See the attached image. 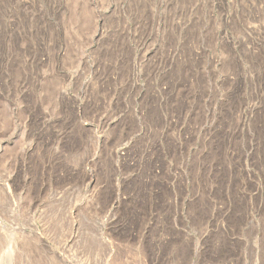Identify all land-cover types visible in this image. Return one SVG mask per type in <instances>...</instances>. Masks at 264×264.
<instances>
[{"label":"rangeland","instance_id":"374dc122","mask_svg":"<svg viewBox=\"0 0 264 264\" xmlns=\"http://www.w3.org/2000/svg\"><path fill=\"white\" fill-rule=\"evenodd\" d=\"M0 33V264H264V0H0Z\"/></svg>","mask_w":264,"mask_h":264},{"label":"bare ground","instance_id":"6f19581e","mask_svg":"<svg viewBox=\"0 0 264 264\" xmlns=\"http://www.w3.org/2000/svg\"><path fill=\"white\" fill-rule=\"evenodd\" d=\"M258 24V23H257ZM259 24H260V22H259ZM256 25V24H255ZM247 27V26H246ZM261 28V27H260ZM4 29V28H3ZM254 29V28H253ZM250 30H252V29H250ZM261 30V29H260ZM100 32H102V31H100ZM1 34V33H0ZM99 35H101V34H99ZM2 37V36H1ZM40 37H42V36H40ZM43 38V37H42ZM4 39V38H3ZM48 39V38H47ZM40 40H41V38H40ZM49 40V39H48ZM39 42V41H38ZM48 42V41H47ZM1 43V42H0ZM3 43V42H2ZM1 43V44H2ZM44 44V43H43ZM49 44V43H48ZM40 45V44H39ZM40 47V46H39ZM44 47V46H43ZM42 48V47H41ZM41 48H39L40 50H41ZM1 50V49H0ZM43 50V49H42ZM9 52V51H8ZM13 52V51H12ZM10 53V52H9ZM166 54H168L167 52H166ZM173 54V53H172ZM11 55V54H10ZM148 56V55H147ZM162 56V55H161ZM168 56V55H167ZM176 56V55H175ZM5 57V56H4ZM162 58V57H161ZM172 58V57H171ZM176 58V57H175ZM150 59V58H149ZM167 59V58H166ZM215 59V58H214ZM8 60V59H7ZM10 60V59H9ZM168 60V59H167ZM163 61V60H162ZM11 62V61H10ZM152 62H153V60H152ZM172 62V61H171ZM170 62V63H171ZM5 64V63H4ZM11 64H12V62H11ZM165 64V63H164ZM236 66V65H235ZM234 66V67H235ZM239 67V66H238ZM13 68V67H12ZM159 68V67H158ZM163 68V67H162ZM7 71V70H6ZM191 71V70H190ZM166 72V71H165ZM2 73V72H1ZM3 73H5V72H3ZM79 73V72H78ZM202 73V72H201ZM206 73V72H205ZM7 74V73H6ZM259 74V73H258ZM2 75V74H1ZM0 75V76H1ZM67 75V74H66ZM79 75V74H78ZM81 75V74H80ZM185 75V74H184ZM241 75V74H240ZM244 75V74H243ZM147 76V75H146ZM152 76V75H151ZM205 76V75H204ZM230 76V75H229ZM8 77V76H7ZM241 77V76H240ZM249 77V76H248ZM5 78V77H4ZM155 78V77H154ZM232 78V77H231ZM237 78V77H236ZM166 79V78H165ZM181 79V78H180ZM184 79V78H183ZM188 79V78H187ZM227 79H229V78H227ZM63 80V79H62ZM186 80V79H185ZM9 81V80H8ZM28 81V80H27ZM226 81V80H225ZM5 82V81H4ZM128 82V81H127ZM163 82V81H162ZM171 82V81H170ZM178 82V81H177ZM184 82V81H183ZM236 82V81H235ZM27 83V82H26ZM132 83V82H131ZM180 83V82H179ZM60 84V83H59ZM58 84V85H59ZM84 84H86V83H84ZM83 84V85H84ZM1 85V84H0ZM235 85V84H234ZM119 86V85H118ZM125 86V85H124ZM128 86V85H127ZM178 86V85H177ZM186 86V85H185ZM55 87V86H54ZM62 87V86H61ZM164 87V86H163ZM182 87H183V85H182ZM238 87V86H237ZM24 88V87H23ZM115 88V87H114ZM113 88V89H114ZM125 88V87H124ZM172 88V87H171ZM58 89V88H57ZM88 89H89V87H88ZM162 89V88H161ZM165 89H167V88H165ZM184 89V88H183ZM62 90H64V89H62ZM127 90V89H126ZM204 90V89H203ZM206 90V89H205ZM233 90V89H232ZM66 91V90H65ZM125 91V90H124ZM164 91V90H163ZM167 91H169V90H167ZM182 91V90H181ZM192 91V90H191ZM62 92V91H61ZM68 92V91H67ZM117 92H119V91H117ZM180 92V91H179ZM235 92V91H234ZM27 93V92H26ZM84 93V92H83ZM90 93V92H89ZM88 93V94H89ZM164 93V92H163ZM182 93H184V92H182ZM189 93V92H188ZM198 93V92H197ZM204 93H206V92H204ZM179 94V93H178ZM225 94V93H224ZM92 95V94H91ZM180 95V94H179ZM204 95V94H203ZM238 95V94H237ZM264 95V94H263ZM262 95V96H263ZM25 96V95H24ZM57 96V95H56ZM64 96V95H63ZM88 96V95H87ZM125 96V95H124ZM184 96H185V93H184ZM206 96V95H205ZM231 96V95H230ZM94 97V96H93ZM92 97V98H93ZM199 97V96H198ZM183 98V97H182ZM253 98V97H252ZM88 99V98H87ZM178 99V98H177ZM197 99V98H196ZM210 99V98H209ZM86 100V99H85ZM94 101V100H93ZM97 101V100H96ZM117 101V100H116ZM180 101V100H179ZM181 101H182V99H181ZM201 101V100H200ZM236 101V100H235ZM238 102V101H237ZM236 102V103H237ZM245 102V101H244ZM252 102V101H251ZM101 103V102H100ZM122 103V102H121ZM176 103V102H175ZM188 103V102H187ZM220 103V102H219ZM93 104H95V102L93 103ZM244 104V103H243ZM37 105V104H36ZM49 105V104H48ZM99 105V104H98ZM118 105H119V103H118ZM194 105V104H193ZM90 106V105H89ZM94 106V105H93ZM117 106V105H116ZM201 106H202V104H201ZM255 106V105H254ZM28 107V106H27ZM55 107V106H54ZM53 107V108H54ZM63 107V106H62ZM92 107V106H91ZM90 107V108H91ZM178 107V106H177ZM186 107H188V106H186ZM208 107H209V105H208ZM82 108H84V107H82ZM185 108V107H184ZM197 108V107H196ZM256 108H258V107H256ZM260 108V107H259ZM30 109V108H29ZM98 109H99V107H98ZM172 109V108H171ZM186 109V108H185ZM204 109V108H203ZM236 110V109H235ZM40 111V110H39ZM128 110H126V112H127ZM191 111V110H190ZM234 111V110H233ZM55 112V111H54ZM69 112V111H68ZM250 112V111H249ZM37 113V112H36ZM58 113V112H57ZM179 113V112H178ZM234 113V112H233ZM59 114V113H58ZM70 114V113H69ZM196 114V113H195ZM35 115V114H34ZM192 115V114H191ZM228 115V114H227ZM38 116V115H37ZM52 116V115H51ZM239 116V115H238ZM30 117V116H29ZM54 117H57V116H54ZM84 117H86V116H84ZM170 117V116H169ZM192 117H194V116H192ZM223 117V116H222ZM231 117V116H230ZM43 118V117H42ZM65 118V117H64ZM71 118V117H70ZM74 118V117H73ZM82 118V117H81ZM171 118H172V116H171ZM179 118V117H178ZM181 118V117H180ZM189 118V117H188ZM191 118V117H190ZM227 118V117H226ZM243 118V117H242ZM75 119V118H74ZM35 120V119H34ZM42 120V119H41ZM61 120V119H60ZM66 120V119H65ZM171 120V119H170ZM83 121V120H82ZM226 122V121H225ZM74 123V122H73ZM78 123V122H77ZM171 123V122H170ZM180 123V122H179ZM192 123V122H191ZM201 123V122H200ZM204 123V122H203ZM52 124V123H51ZM229 124V123H228ZM73 125V124H72ZM180 125V124H179ZM75 126V125H74ZM82 126V125H81ZM188 126V125H187ZM224 126H225V124H224ZM224 126H222V128H224ZM50 127H52V126H50ZM67 128V127H66ZM198 128V127H197ZM246 128V127H245ZM149 129V128H148ZM190 129H191V127H190ZM228 129V128H227ZM237 129H240V128H237ZM65 130V129H64ZM165 130V129H164ZM194 130V129H193ZM197 130V129H196ZM206 130V129H205ZM208 130V129H207ZM73 131V130H72ZM166 131V130H165ZM231 131V130H230ZM194 132V131H193ZM192 132V133H193ZM239 132H240V130H239ZM184 133V132H183ZM62 134V133H61ZM131 134V133H130ZM239 134V133H238ZM64 135V134H63ZM128 135V134H127ZM146 135V134H145ZM192 135V134H191ZM203 136V135H202ZM191 137V136H190ZM233 137V136H232ZM82 138V137H81ZM200 138V137H199ZM126 139V138H125ZM129 139V138H128ZM139 139V138H138ZM123 140V139H122ZM154 140V139H153ZM128 142V141H127ZM203 142V141H202ZM155 143V142H154ZM120 144V143H119ZM124 144H125V142H124ZM222 144V143H221ZM133 145V144H132ZM152 145V144H151ZM82 146V145H81ZM149 146V145H148ZM216 146V145H215ZM224 148V147H223ZM141 149V148H140ZM155 150V149H154ZM142 151V150H141ZM55 152H57V151H55ZM122 152V151H121ZM149 152V151H148ZM224 152V151H223ZM134 153V152H133ZM225 153V152H224ZM64 154V153H63ZM135 154H136V151H135ZM138 154V153H137ZM121 155V154H120ZM126 155V154H125ZM128 156V155H127ZM217 156V155H216ZM221 156V155H220ZM126 157V156H125ZM131 157V156H130ZM135 157V156H134ZM140 157V156H139ZM223 157V156H222ZM55 158V157H54ZM137 158V157H136ZM144 158V157H143ZM224 158V157H223ZM220 159V158H219ZM127 160V159H126ZM139 161H140V159H139ZM160 162V161H159ZM214 162V161H213ZM220 162V161H219ZM218 163V162H217ZM224 163V162H223ZM69 164V163H68ZM159 166V165H158ZM219 166V165H218ZM221 166V165H220ZM224 167V166H223ZM226 167V166H225ZM156 170V169H155ZM161 171V170H160ZM164 171V170H163ZM203 180V179H202ZM10 189V188H9ZM153 217V216H152ZM71 239V238H70Z\"/></svg>","mask_w":264,"mask_h":264}]
</instances>
